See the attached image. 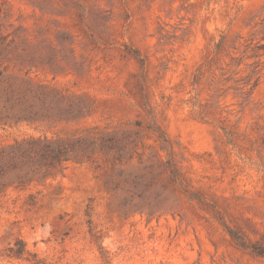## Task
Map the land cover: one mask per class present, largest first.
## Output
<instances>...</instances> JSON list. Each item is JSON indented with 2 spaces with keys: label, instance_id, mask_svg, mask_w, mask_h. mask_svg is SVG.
Instances as JSON below:
<instances>
[{
  "label": "rangeland",
  "instance_id": "rangeland-1",
  "mask_svg": "<svg viewBox=\"0 0 264 264\" xmlns=\"http://www.w3.org/2000/svg\"><path fill=\"white\" fill-rule=\"evenodd\" d=\"M0 264H264V0H0Z\"/></svg>",
  "mask_w": 264,
  "mask_h": 264
},
{
  "label": "trees",
  "instance_id": "trees-1",
  "mask_svg": "<svg viewBox=\"0 0 264 264\" xmlns=\"http://www.w3.org/2000/svg\"><path fill=\"white\" fill-rule=\"evenodd\" d=\"M21 250H22L21 248L20 249H17L13 254L16 255V256H19L21 254Z\"/></svg>",
  "mask_w": 264,
  "mask_h": 264
}]
</instances>
